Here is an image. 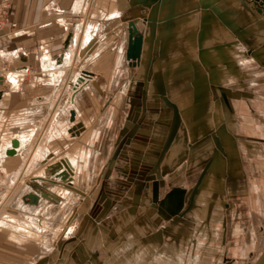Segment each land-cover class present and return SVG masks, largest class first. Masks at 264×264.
Instances as JSON below:
<instances>
[{"label": "crops", "instance_id": "1", "mask_svg": "<svg viewBox=\"0 0 264 264\" xmlns=\"http://www.w3.org/2000/svg\"><path fill=\"white\" fill-rule=\"evenodd\" d=\"M89 2L13 0L12 20L19 30L0 38V52L16 64L10 65V70L20 72L21 77L15 76L16 82L6 75L0 80V117L6 114L14 117L20 110L25 115L12 125L21 131L0 142V147L6 141L30 134H33V142L27 143L34 145L36 131L29 127L36 118L47 125L40 136L41 142L52 148L54 157L69 152L60 154L59 150L74 141L76 136L73 134L76 135L78 130L86 129V145H95L99 132L91 125L98 113L99 100L107 98L109 104L117 102L116 105H120L123 99L126 103L122 102L121 110H118L117 123L113 122L115 115L110 109V120L106 125L110 124L108 127L111 126L112 131L116 127L112 149L122 145L128 151L109 154L108 165L102 170L94 164L90 167L92 150L89 147L78 143L82 145L77 149L80 151H70L78 156L81 165L83 161V179L94 180L90 181L89 188L103 177L124 181L127 207L132 209L130 214L138 207L141 209L133 215H136L135 222L141 224L139 231L144 234L143 238L149 237L146 235L152 222L160 223L166 219L165 204L169 202L175 209L178 205H189L184 219L187 221L196 215L198 221L189 219L188 226L194 228L195 233L196 229H203L201 233L212 234L219 224L225 228L226 212L233 207L231 196L251 191L248 189L250 184L259 185L258 190L264 184V138L258 137L260 131L264 132V90L250 89L253 85L264 86V0H96L93 8ZM89 10L94 20L84 24L83 16ZM73 17H80L84 24L78 25L77 31L74 26L70 27L74 24L70 21ZM139 20L144 21L138 29L143 35V48L140 58L130 61L126 56L129 23L134 21L137 25ZM52 27L56 38L49 41L48 31ZM69 35L71 43L65 46ZM76 37H79L77 45ZM29 40L34 43L27 44ZM208 42L209 48H205ZM69 50L77 51L73 62L76 58L83 59L76 79L66 83L69 88L67 100L73 97L71 113L74 112L75 120L72 128L69 127L72 139L60 136L52 142L48 135L60 108L54 107L51 125L45 111L58 98L55 89L64 77L55 79L51 74L55 69L50 64L60 65L59 59ZM9 51L12 54H8ZM23 51L27 57L21 58ZM32 53L39 55V68L46 74L44 79L53 82V94L40 91L32 97L28 93L31 85L22 83L21 70H30L28 62L35 56ZM51 54H55V58ZM87 55L92 56L89 61ZM226 61L228 65L220 63ZM67 63L73 65L72 60ZM67 67L63 68L64 72ZM83 70L92 74L82 85H76ZM223 75L228 79L224 80ZM42 84L43 90L49 89V82ZM20 102L26 107L20 108ZM31 105L39 110L28 111ZM255 105L258 112L253 113L255 117L246 114ZM259 126L261 130H258ZM241 137L246 139L241 140ZM58 139L64 140L63 146L57 145ZM245 152L257 160L253 161L257 168L249 174ZM117 164H122L124 169H116ZM119 171H123V178L116 177ZM188 176H193L190 182ZM166 185L172 192L176 191L173 198L172 192L168 195L171 197H165ZM180 188L187 189L190 196L179 194ZM134 191L140 192V196L135 197ZM250 197L236 199L242 212L236 213L234 218L242 222L235 224L231 233L243 235L248 232L252 223L248 220L243 223L246 218L242 216L246 215L244 203ZM249 209L253 210L252 207ZM114 223L112 225H116ZM230 226H233L232 222ZM225 248L229 252L240 251L243 247L230 245ZM201 249L211 251L210 248ZM57 252L63 255V250ZM65 253L66 259L69 253ZM47 260L48 256H42L34 262L45 264Z\"/></svg>", "mask_w": 264, "mask_h": 264}, {"label": "rangeland", "instance_id": "2", "mask_svg": "<svg viewBox=\"0 0 264 264\" xmlns=\"http://www.w3.org/2000/svg\"><path fill=\"white\" fill-rule=\"evenodd\" d=\"M9 1H10L9 5L11 7L9 10L8 18L9 21H11V25L0 33V38L3 35L8 34V32L16 33L19 30L16 29L15 22L14 20H12L11 13L14 7L12 4L13 0H9ZM89 1H90L89 2L90 7L93 8L96 5L95 3L96 0H89ZM83 18H84V24L85 23L91 24V22L94 20L93 14H91V10H89L87 14H84ZM70 21H73L72 23H74L72 24L70 22L72 24V26L70 27L74 26V31H77L78 30L77 26L81 25L83 22L80 17H73ZM48 33L50 37L49 41H52L53 39L56 38L53 34V27L51 31H48ZM78 39L79 37L75 41L76 45L79 42ZM120 42H121V35H119L118 44H120ZM31 43H34V40H29L27 44L30 45ZM208 45H210L209 42L206 43L205 48H209L207 47ZM9 49L12 48L9 47ZM10 51L12 52L13 50ZM10 51L8 52V54L10 53ZM20 54H21V58L27 57V54L24 53V51L23 53L20 52ZM28 54L30 55L31 53ZM32 54L33 55L35 54V56L31 57L33 58V60H30L28 62L29 65L28 67L30 68V70L29 73L27 74L25 73L26 75L24 74V80L22 81V83L26 82L31 85L30 90L28 89L29 90L28 93H30L32 97L39 95L42 91L43 92L45 91V93L53 94L55 88L53 89L51 85L52 82L50 83L49 80L47 81V79H44L46 78V74L39 68V64H38L39 55L36 53H32ZM0 55H1L0 66H5L4 72L0 74L2 75L10 70V65H16V64L12 60H8L7 58H5L2 55V52H0ZM54 55L51 54L50 56H52V58H55ZM79 55L81 56V52L79 53ZM3 58L6 59L5 61L6 63L4 64H3L4 62ZM91 58L92 56L91 57L88 56L87 60L89 61ZM82 61H83L82 57L76 58L75 61L76 64L74 63L73 65L70 64L65 69L63 75L64 80L61 82L60 86L57 89H55V91L57 90L58 98L52 104L53 106L52 105H50V107L48 106L49 108H47V110L45 111V115L48 116L47 117L48 124L51 125L53 123L52 121L54 118L53 117L54 113L56 111L55 109L60 108L59 109L60 111L62 108L61 105L67 101L69 88H67L66 83H69V81L76 79L75 78L76 74L82 68V63H83ZM107 61L110 63V60ZM220 63L223 65H228L227 61ZM128 70L130 72L132 70V67L128 68ZM215 75L217 74L215 73ZM208 77L211 76L208 75ZM222 78L224 80L228 79L226 75H223ZM43 82L46 83L49 82L48 84L49 86H47L49 89H45V90L42 89L44 88V85L42 84ZM250 89H255V90L261 89L263 91L264 86L253 85ZM106 101H108L107 98L99 100L98 113L94 118L95 121L91 125L92 128L98 129L99 137L97 143L95 145L91 144L93 147L91 145H86V137H87L86 134L88 131H84L86 129H84L83 131L78 130L76 135L73 134L74 136H76L74 141L70 142V145L66 146V148L64 146L65 149L61 148V150H59L60 154L64 151L74 152L82 145L84 147L87 146L89 147L88 149L92 150V155H91L92 157L89 161L91 164L90 167L92 168V165L94 164L95 166H97V169L99 167L100 170H102L103 168H106L108 165L107 160L109 154L118 151L119 152L128 151L122 145L119 147L120 150L117 149L118 147L116 149L115 147L114 149H112L113 137L115 134V132L113 131H116V127L112 131V129L110 128L111 126L108 127L110 124L106 125L107 120L108 119L110 120L109 118L111 111L110 109H112V112L114 111L115 116L113 117L114 120L113 122H115L116 124L117 123L116 119L118 117L117 113L119 112L118 110H121L120 108L122 102L124 104L126 102H124L122 99L120 105L118 104L116 105L117 102L111 105ZM20 103L21 104H18L20 105L19 106L20 108L26 107L25 104H23L22 102ZM32 107H34L35 109H32ZM255 107L256 105L253 106L251 110L248 109L246 114L248 115L252 114V116H254L253 113L255 114V112H257L255 111L257 107L256 108ZM28 108H29L28 111L39 110L36 109V106L34 105H31ZM152 113L155 114L156 112L152 111ZM24 115H25L24 112L20 110L19 112H16L14 114L16 120H14V117L8 116L7 114L4 115L3 118L0 117V119L2 118L0 120V142L4 141V139L11 138V135L15 134L18 131H21L20 129L15 128L12 125L14 124V122L20 121L18 118H22L24 117ZM85 116L87 117V114ZM36 119L34 120L35 123L33 124V126L29 127V130L35 129L36 134L34 136L35 137L34 144H36V146L38 147V145L40 146L41 144H43V142H41L42 138L40 136L42 135L43 131L47 128V125L44 124V126L45 125L46 126L45 127L43 126L44 127L43 128L42 127L43 124H41V122L39 123L38 119L37 120ZM115 124L113 123V126H115ZM116 126H119V124ZM25 130L26 129H24V131ZM258 130H261L260 126ZM258 137L264 138V132L262 133V131H260V136ZM240 139L245 140L246 138L241 137ZM78 143L79 144L81 143L82 145H79ZM57 145L63 146L64 140L61 139V142L59 141ZM244 160H246V162L249 163L246 164V168H247L246 170L248 174L252 172L253 168H257L254 163L257 162V160L253 158L249 154V152L244 153ZM22 163H23V159L21 157H16V159L12 158L10 162L5 164V167L8 169V171H11L10 177H8V179L7 176L5 175V171L2 170V168L0 167V175H1L0 176V201H1L0 216L4 211H10L11 213L15 211L14 209L9 208V206L13 203L12 199L14 198V195L22 191L23 184H25L26 182L38 183L36 178L32 177L31 173L33 171L32 172L30 171L33 169V167H30L29 168L30 172L27 171L26 174L24 173V171H23L24 174L19 173L15 177L16 179L12 177L15 168L16 170L17 169L20 170L23 168ZM81 163L82 165H84L83 161H81ZM115 168L120 170L124 169L122 164L120 165L117 164V167ZM122 172L120 171L117 172L116 177L123 178L124 174ZM179 175L180 174H178V176ZM192 177L190 178V176H188L189 178V179L187 178L188 182H190ZM5 180L6 183L4 182ZM85 180H86L85 184L90 183V181L92 182L94 181L88 179ZM14 182H16L17 184L15 183L14 185ZM258 186L256 187L250 184L248 186V189H251V191L247 190V192L241 196H238L237 194H235V196L234 194L231 196L230 201L233 204L232 205L233 207L231 210L226 212L225 218L227 219V224L225 225V228L223 224H222L223 227L220 224L217 225V227L215 228L216 230L214 229V232H212V234L201 233L203 229H200V231L199 229H196L197 233H195L194 228L192 229L188 227L189 224L191 223V220L189 219L198 221V219L195 217L196 215L193 218H189L188 219L189 221L188 220L186 221L184 219V217L187 216V213L185 211L189 206L188 204H185L183 207H180L177 204L178 205L176 206L177 209H175L174 204L172 202H169V204H165L167 208L166 219L164 220L162 219L163 221L161 220L162 222L160 223L152 222L151 230L148 231V234L146 235L149 237L143 238L142 235L144 234L141 231H139L140 229L139 227H141V224L135 222L136 215H133L134 212L137 213L138 211H141V209L138 207L135 210H133V212L130 214V211H132V209L127 207V202L125 199L127 192H125L126 187L124 181H122L121 183L119 181V178L118 179L115 178L110 179L106 177L100 178V180H97V182L93 184L90 191L86 188L89 187L88 184L85 185L84 190L78 191L81 194L83 193L85 197L83 199L78 200L74 204V207L72 208L73 209L72 216H70L68 224H65V226H63L62 229L59 231L56 240V247H57L56 252L57 251L62 252L63 250L62 253H64V251H68L69 255L67 254V258L65 259L66 256L64 255L66 253H64L62 256L61 253H59L60 257H57L58 258L57 261L56 262L51 261L50 264H148V263L172 264L173 263L172 261H178L179 259L182 258H184V260H182L181 262L183 264H223V263L225 264V262L223 261L226 260L222 261L224 252L225 251L228 252V249H226L225 247L230 245L233 246L236 245L238 247L241 246L245 249L241 248L240 251L238 249H235L234 251H229L228 257H230L232 261L231 263L227 262V264H244L245 262L249 264L250 262H253L255 258L258 255H260L264 250V184L260 186L261 190L256 189L258 188ZM169 187H170L169 185L165 186V191H166L165 197L167 196L166 197L167 199L171 197L168 195L170 192H172L171 188ZM186 190L187 189L180 188V190L177 191H179V194L182 192V194L186 195L189 192L188 190L187 191ZM153 192L157 197L158 192H156V190ZM174 192L176 191H173L171 193L172 198ZM138 195L140 196V192H135V197H138ZM188 196H190V194L187 195V198ZM249 197L250 200H247L244 203V208L247 209L245 213L246 215L242 217L246 218V220H243V223H245L248 220L252 224L248 227V232L246 233L243 232L246 236L245 238V236H243L244 234L243 235L236 234L235 232L231 233L230 231H233V229L235 228V224H239L240 222H242V220H236L234 218L236 216V213L238 214V212H242V210L239 211L240 206L236 199L237 198L247 199ZM249 207H252L253 210L250 211ZM170 208L172 209V211H170ZM224 215L225 214H223L222 217H224ZM122 216L125 217L123 218ZM230 219L232 220L231 222L233 223L232 227L230 226L231 224ZM114 221L116 222V225H112L115 224ZM211 246L212 247L215 246V248H211ZM201 247L210 248L211 251H204L203 249H201ZM192 248L194 250H192ZM52 251L55 252L54 247L52 248ZM46 252L47 251L45 250V247H43V245L40 244V242L37 240L30 238L29 240L24 239L21 241H17V240L14 241L9 239L6 234L1 235L0 233V264H26V263L33 264L35 260L44 256ZM26 255H29L30 257L29 256L27 257Z\"/></svg>", "mask_w": 264, "mask_h": 264}, {"label": "bare ground", "instance_id": "3", "mask_svg": "<svg viewBox=\"0 0 264 264\" xmlns=\"http://www.w3.org/2000/svg\"><path fill=\"white\" fill-rule=\"evenodd\" d=\"M133 23L135 24V22ZM143 24L144 21L142 20L137 21V25L135 24L137 30L140 29V27L143 26ZM70 43L71 41L69 40L68 46L70 45ZM76 52H74L73 50L72 51L69 50V52L67 51V53L63 55L62 59L61 58L59 59L60 65L56 63L50 64L51 66H53L52 68L55 69V73L51 72L52 76L55 79L58 78L59 80L62 78L64 73L63 68L65 66L66 67L68 66L67 61L72 60V63L75 64V62L73 61L75 60ZM128 60L134 61V59H128ZM26 72L29 73V70L28 69L21 70L22 76H24ZM91 74L92 73L90 71L83 70L81 74L82 77L80 78V80L79 79L76 80V83L78 81L76 85L78 84L82 85L84 81H86L87 77L90 76ZM5 75L6 77L8 76V79H11L13 82H16L14 79L15 76L21 77L20 72L9 70L7 73L5 72V74L0 75V78L3 80L4 79L3 77H5ZM72 101H73V97L71 96L69 97V100H67L63 104L61 110L57 114L55 118L56 121L55 125L53 128H51L50 133L48 135L49 141L55 140V138H59L60 136L61 138L71 137L72 139V136H70L72 135V131L71 129H69V127L72 128L71 125H73L75 120L69 117L71 110L73 109ZM41 124H43L42 126H44L43 122ZM32 136L33 134L18 137V139L20 140V145L16 147L15 154L9 155L6 152L7 150L12 148V139L6 141L0 147V167L2 168V170L5 171V175L7 176V179L8 177H10L11 171H8V169L5 167V164L10 162L12 158H15L17 155H19V157L23 159V163H22L23 170L22 169L16 170L15 168L12 177L15 178L19 173L22 174L23 171L26 174L27 171L30 170L29 168L33 167V169L30 170L31 172L33 171L31 173L32 177L36 178V180L38 181V183L26 182L25 184H23L22 191L14 195V198L12 199L13 203L9 206V208L14 209L15 211L12 213L10 211H4L2 213V215L0 216V233L2 235L6 234L7 237H9L11 240L14 241L15 240L21 241L24 239L29 240L30 238L39 241L40 244H42L43 247H45V250L47 251L46 254L44 255V256H48V260L45 262V264H50L51 261H55L57 257H59L58 256L59 253L56 252V248H57L56 240L59 231L62 229L63 226H65V224H68L69 218L70 216H72V211H73L72 208L74 207V204L78 200L83 199L85 197L83 193L81 194L78 191L84 190L85 185L88 184L89 186V183L85 184L86 180L83 179L82 176V165L80 164L77 155L73 154L72 152L70 153L67 152L64 153L62 157L59 156L55 158L53 156V151H51L52 148L49 147L48 144H41L40 146L38 145V147L35 144L34 145L28 144L27 142H31V143L33 142ZM26 144H28V147L26 146ZM60 157L63 158V160H60ZM4 182L6 183V180ZM15 183L16 182H14V185ZM86 188L90 189L89 187ZM28 193L30 194L32 193L33 195H36L38 198V202L31 203L30 200L27 199L26 197ZM43 193L46 195H43ZM53 247L55 252L52 251ZM65 252L66 251H64V253ZM29 255L26 256L28 257ZM35 263L36 262H34L33 264Z\"/></svg>", "mask_w": 264, "mask_h": 264}, {"label": "water", "instance_id": "4", "mask_svg": "<svg viewBox=\"0 0 264 264\" xmlns=\"http://www.w3.org/2000/svg\"><path fill=\"white\" fill-rule=\"evenodd\" d=\"M129 32H130V34H129V40H128V45H127L128 46L127 58L128 59L138 60L140 58V56H141V51H142V48H143V46H142L143 35H142L141 32H139L137 30V27H136V25L133 22L129 23ZM69 39H70V35L67 38L65 46H67V44L69 43ZM0 80H2V79L0 78ZM71 119H74V112L71 113ZM19 144H20V141H19L18 138L12 139V148L7 150L6 152L9 155L15 154L16 147ZM43 195H46V194L43 193ZM26 197H27V199L30 200L31 203H37L38 202L37 196L33 195L32 193L31 194L28 193V195ZM182 260H184V258L179 259L178 261H172L173 262L172 264H183V263H181ZM223 260H226V261H223ZM222 261L225 262V264H227V262L231 263L232 259L230 257H228V252L227 251L224 252ZM246 263L247 262H245L244 264H246ZM150 264H155V263H150ZM168 264H171V263H168ZM249 264H264V250H263V252L260 255H258L255 258V260L253 262H250Z\"/></svg>", "mask_w": 264, "mask_h": 264}, {"label": "built area", "instance_id": "5", "mask_svg": "<svg viewBox=\"0 0 264 264\" xmlns=\"http://www.w3.org/2000/svg\"><path fill=\"white\" fill-rule=\"evenodd\" d=\"M9 3V0H0V33L11 25V21H9L8 18L9 10L11 7ZM5 61L6 59H4L3 64L6 63ZM4 67L5 66H0V74L4 72Z\"/></svg>", "mask_w": 264, "mask_h": 264}]
</instances>
